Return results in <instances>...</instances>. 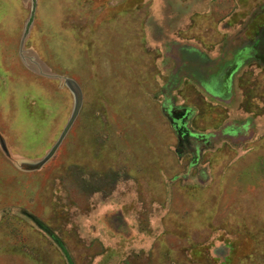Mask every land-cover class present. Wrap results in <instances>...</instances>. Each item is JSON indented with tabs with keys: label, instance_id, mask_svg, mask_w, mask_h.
<instances>
[{
	"label": "rangeland",
	"instance_id": "374dc122",
	"mask_svg": "<svg viewBox=\"0 0 264 264\" xmlns=\"http://www.w3.org/2000/svg\"><path fill=\"white\" fill-rule=\"evenodd\" d=\"M0 135V264H264V0H0Z\"/></svg>",
	"mask_w": 264,
	"mask_h": 264
},
{
	"label": "water",
	"instance_id": "95a60500",
	"mask_svg": "<svg viewBox=\"0 0 264 264\" xmlns=\"http://www.w3.org/2000/svg\"><path fill=\"white\" fill-rule=\"evenodd\" d=\"M79 104H80V95L79 94H77V96H76V110H75V112H74V115L77 113V110H78V107H79ZM74 117V116H73ZM72 117V118H73ZM59 143V142H58ZM57 143V144H58ZM56 147V146H55ZM55 147L47 154V156H45V157H43L44 158V161L49 157V156H51L52 155V152H53V150L55 149ZM0 148H1V150L4 152V154H6V155H8L9 154V152H8V149H7V146H6V142H5V140H4V138L0 135ZM43 161V160H42Z\"/></svg>",
	"mask_w": 264,
	"mask_h": 264
}]
</instances>
